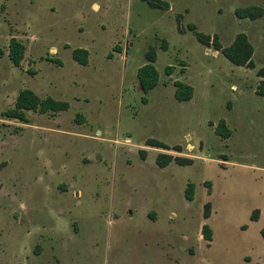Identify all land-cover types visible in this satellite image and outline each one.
<instances>
[{
	"label": "rangeland",
	"instance_id": "rangeland-1",
	"mask_svg": "<svg viewBox=\"0 0 264 264\" xmlns=\"http://www.w3.org/2000/svg\"><path fill=\"white\" fill-rule=\"evenodd\" d=\"M166 1L0 0V264H264V98L254 92L264 0ZM247 4L262 13H233ZM194 30L221 45L245 32L254 65L233 64ZM10 35L24 44L18 65ZM150 43L158 78L141 101L135 69ZM174 78L192 85L188 99L174 98ZM21 87L68 106L3 116ZM220 117L226 137L213 129ZM158 151L191 161L159 166Z\"/></svg>",
	"mask_w": 264,
	"mask_h": 264
},
{
	"label": "trees",
	"instance_id": "trees-1",
	"mask_svg": "<svg viewBox=\"0 0 264 264\" xmlns=\"http://www.w3.org/2000/svg\"><path fill=\"white\" fill-rule=\"evenodd\" d=\"M149 6L165 8L167 6L166 0H144ZM233 13L238 17L255 18L262 13V7L258 4H247L243 6H236L233 8ZM188 29H194L195 25L192 22H187ZM175 27L179 32L183 31L179 14L175 17ZM195 38L203 43H211L214 49H219L220 52L233 64L243 65L246 67H252L254 65L252 54V45L248 40L245 32L237 31L234 33L232 39L225 45H221L217 39L215 33L208 34L200 30H194ZM162 48L165 47V41L160 43ZM118 47V46H116ZM24 44L15 36L10 35L7 41L6 55L13 65H18L23 55ZM71 57L79 63H86L87 61V49L83 46H73L70 50ZM144 61L139 64L135 69L136 82L141 91L140 100L146 101V95L148 89H150L158 78V72L153 64L155 59V46L154 44H148L143 52ZM48 59L60 63L59 58L48 57ZM172 69L171 64H165L163 70L166 74L170 73ZM256 74L260 76L254 87V92L264 98V66H258L256 68ZM174 98L178 100L188 99L192 95V85L188 82L182 81L178 78L172 79ZM68 106L66 99L55 98L49 94L39 96L35 91L29 87H21L17 90L13 103L11 106L4 108L1 114L6 117L17 118L22 121H26L28 118L24 113L25 109L36 110L38 112L50 111L54 112L60 109H64ZM77 119L80 121L81 115L77 112ZM214 132L221 137L228 136L230 128L224 123L222 117L218 118L213 126ZM145 143L148 145H155L159 147H167V144L162 140L154 137H146ZM178 148V146H173ZM144 148L139 149L141 157H144ZM170 159H174L179 164L189 163L191 158L188 156L172 155L170 152L158 151L154 156V161L157 165L163 166ZM193 193V182L187 181L183 188V195L190 199ZM208 215V202H204L202 206V216ZM250 218H256V209H254ZM202 237L210 239L211 229L210 226L204 222L200 226ZM260 234L264 238V227L260 228ZM38 249V245L36 246Z\"/></svg>",
	"mask_w": 264,
	"mask_h": 264
}]
</instances>
